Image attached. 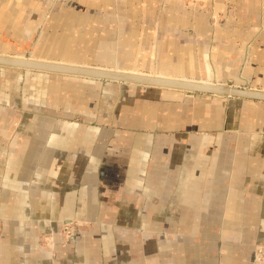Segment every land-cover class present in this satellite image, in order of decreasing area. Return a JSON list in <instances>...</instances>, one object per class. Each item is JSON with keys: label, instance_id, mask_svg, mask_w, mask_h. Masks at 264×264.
<instances>
[{"label": "crops", "instance_id": "crops-1", "mask_svg": "<svg viewBox=\"0 0 264 264\" xmlns=\"http://www.w3.org/2000/svg\"><path fill=\"white\" fill-rule=\"evenodd\" d=\"M0 54L264 90V0H0ZM259 247L264 101L0 65V264Z\"/></svg>", "mask_w": 264, "mask_h": 264}, {"label": "water", "instance_id": "water-1", "mask_svg": "<svg viewBox=\"0 0 264 264\" xmlns=\"http://www.w3.org/2000/svg\"><path fill=\"white\" fill-rule=\"evenodd\" d=\"M0 65L67 75L86 76L122 83L197 92L222 97H235L254 101H264V90L231 84L142 75L98 67L50 62L30 57H19L3 54H0Z\"/></svg>", "mask_w": 264, "mask_h": 264}, {"label": "built area", "instance_id": "built-area-1", "mask_svg": "<svg viewBox=\"0 0 264 264\" xmlns=\"http://www.w3.org/2000/svg\"><path fill=\"white\" fill-rule=\"evenodd\" d=\"M84 224L81 221L69 220L65 221L62 224L61 231L62 235L67 239L74 236L78 231L83 228ZM41 243L46 247H52L54 239L50 235L41 236ZM264 250L262 247H259L256 251V259H260L263 256Z\"/></svg>", "mask_w": 264, "mask_h": 264}, {"label": "bare ground", "instance_id": "bare-ground-1", "mask_svg": "<svg viewBox=\"0 0 264 264\" xmlns=\"http://www.w3.org/2000/svg\"><path fill=\"white\" fill-rule=\"evenodd\" d=\"M39 60H41V59H39ZM45 61H49V60H45ZM50 62H56V61H50ZM59 63H63V62H59ZM65 64H69V63H65ZM74 65H76V64H74ZM104 69H106V68H104ZM111 70H113V69H111ZM117 71H120V70H117ZM120 72H126V71H120ZM130 73H133V72H130ZM136 74H138V73H136ZM142 75H147V74H142ZM161 77H164V76H161ZM185 80H188V79H185ZM201 82H204V81H201Z\"/></svg>", "mask_w": 264, "mask_h": 264}, {"label": "rangeland", "instance_id": "rangeland-1", "mask_svg": "<svg viewBox=\"0 0 264 264\" xmlns=\"http://www.w3.org/2000/svg\"><path fill=\"white\" fill-rule=\"evenodd\" d=\"M130 84V83H129Z\"/></svg>", "mask_w": 264, "mask_h": 264}]
</instances>
